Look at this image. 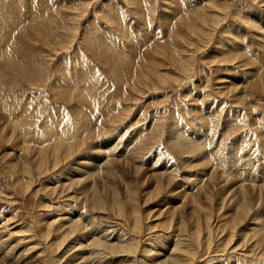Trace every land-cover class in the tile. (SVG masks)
<instances>
[{
	"label": "rangeland",
	"instance_id": "374dc122",
	"mask_svg": "<svg viewBox=\"0 0 264 264\" xmlns=\"http://www.w3.org/2000/svg\"><path fill=\"white\" fill-rule=\"evenodd\" d=\"M0 233V264H264V0H0Z\"/></svg>",
	"mask_w": 264,
	"mask_h": 264
},
{
	"label": "bare ground",
	"instance_id": "6f19581e",
	"mask_svg": "<svg viewBox=\"0 0 264 264\" xmlns=\"http://www.w3.org/2000/svg\"><path fill=\"white\" fill-rule=\"evenodd\" d=\"M132 46V45H131ZM136 48V47H135ZM133 52V51H132ZM194 141V140H193ZM234 155V154H233ZM125 164V163H124ZM106 171H107V169H106ZM107 175V174H106ZM152 176V175H151ZM152 178V177H151ZM223 178V177H222ZM236 178V177H235ZM214 182V181H213ZM224 183V182H223ZM156 188V187H155ZM241 189V188H240ZM239 189V190H240ZM245 196V195H244ZM245 206V205H244ZM246 207H248V205H246ZM186 208V207H185ZM234 214V213H233ZM72 215V214H71ZM70 215V216H71ZM80 217V216H79ZM78 217V218H79ZM191 217V216H190ZM236 217V216H235ZM71 218V217H70ZM76 221H77V219H76ZM67 223H68V221H66ZM63 223H65V222H63ZM63 223H60V224H62V225H64ZM72 223V222H71ZM79 223V222H78ZM61 225V226H62ZM72 225V224H71ZM77 228H78V226H77ZM81 228V227H80ZM57 229V228H56ZM67 229H68V231H69V233H70V230H71V228H69V226L67 227ZM79 229V228H78ZM64 230V229H63ZM76 230V229H75ZM67 231V232H68ZM71 232H74V230L73 231H71ZM64 233H65V231H64ZM68 233V234H69ZM1 234V233H0ZM67 234V235H68ZM71 234V233H70ZM69 234V235H70ZM95 236V235H94ZM98 238V237H97ZM100 238V237H99ZM100 240V239H99ZM98 239H95V238H93V244H96V245H98V246H101L100 248H97V250H102V251H104L105 250V248H109V249H112V248H114V247H102L103 246V244H104V242H103V244L101 243V241H99ZM88 243V242H87ZM107 246V245H106ZM119 247V246H118ZM117 247V248H118ZM96 250V249H95ZM99 252V251H98ZM98 252H95V253H93V254H85V253H83V254H81V262H83L84 261V263L83 264H89V263H92L93 261L94 262H96L95 264H106V262H107V259H106V257L104 256V254L102 255V256H96V253H98ZM101 252V251H100ZM99 252V253H100ZM174 252V251H173ZM104 253V252H103ZM66 255V254H65ZM92 255H94L95 256V260H93L92 261V259H94L93 257H92ZM176 255V254H175ZM180 259V258H179ZM177 257H175L174 255L172 256V257H170V256H168L166 259H164L163 261H158L157 260V262L155 263V264H168V261L170 262V264H183V261H181V262H179L180 260H179ZM77 260V259H76ZM41 261V260H40ZM132 263V262H131ZM39 264H41V263H39ZM187 264V263H186Z\"/></svg>",
	"mask_w": 264,
	"mask_h": 264
}]
</instances>
